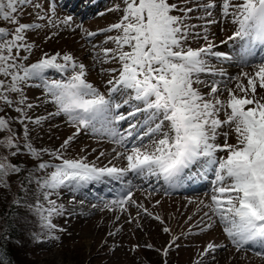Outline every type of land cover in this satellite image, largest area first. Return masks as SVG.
<instances>
[{"label":"snow or ice","instance_id":"obj_1","mask_svg":"<svg viewBox=\"0 0 264 264\" xmlns=\"http://www.w3.org/2000/svg\"><path fill=\"white\" fill-rule=\"evenodd\" d=\"M122 4V8L117 5L112 9L122 12L119 21L101 30L116 33L104 41L115 47L102 48L92 55L94 63L114 61L119 65L100 70L109 77L105 94L90 82V66L69 52L44 53L37 62L27 63L36 47L29 42L28 33L46 26L71 27L72 16L57 23L53 19L54 4L48 14H40L42 6L34 0H0V133L7 134L0 138V149L8 153H0V192H10L11 177L16 176L18 193H23L12 196L8 201L12 211H6L0 219L12 215L18 218V210L25 209L52 230V217L66 212L52 196L65 188L77 191L107 177L125 185L123 195L106 205L109 211L127 213L126 223L135 222L139 228L138 216L129 212L135 207L138 215L142 212L163 224L160 216L133 199L132 181H125V177L132 173L140 178H162L168 188L176 189L186 179L206 178L211 172L214 179L209 199L189 201L197 205L195 214L203 212L196 227L201 233L219 227L237 253L251 245L264 248V57L254 59L257 48L264 51V0H222L219 4L217 0H204L196 8L179 7L170 0H122ZM29 7L36 9V19L46 24L21 22ZM218 7L222 18L235 25L233 34L221 44L241 41L238 63L254 69L228 78L236 81L235 89L227 83L221 87L217 77H226L227 73L216 62H231L237 57L216 50L218 46L207 35V25L219 22L213 16ZM197 10L203 13L196 17L203 21L200 25L189 22ZM85 34L88 38L97 35L91 31ZM196 39L203 40L204 46L193 48L191 41ZM96 48L93 44L92 52ZM49 70L63 78L50 79L46 76ZM29 88L42 89L39 103L29 101ZM224 91L227 98L221 99ZM41 104H49L55 111L46 116L29 114ZM124 107L129 111L121 112ZM6 109L18 115L10 117ZM56 117L65 119L74 129L72 134L54 151L35 148L30 142L34 129L29 125L42 127ZM123 121L128 127L122 133L117 126ZM14 123L23 126L22 137L12 127ZM82 132L101 134L123 148L120 152L113 149L114 158L123 157L126 166L97 167L87 157L65 158L64 152ZM230 137H234V143L229 142ZM19 155L29 156L34 166L24 169L13 164L9 156ZM44 155L60 163L44 161ZM115 221H120V215ZM16 222L11 221L8 227ZM121 230L122 226L117 227L107 235L114 237ZM163 232L172 236L162 253L167 256L179 236H173L168 227ZM0 233V239L7 236L4 227H0ZM226 247L209 241L195 264H204L206 256L215 260L217 250ZM256 255L264 258V252ZM0 264L9 262L0 256Z\"/></svg>","mask_w":264,"mask_h":264},{"label":"rangeland","instance_id":"obj_2","mask_svg":"<svg viewBox=\"0 0 264 264\" xmlns=\"http://www.w3.org/2000/svg\"><path fill=\"white\" fill-rule=\"evenodd\" d=\"M68 0H34V3H39L43 11L40 14H48L50 5H55L54 20H59L72 16L71 27L60 25L58 28L46 26L36 32L28 33L30 43L34 42L36 47L33 49L27 63L37 62L44 53L53 55L57 52H69L77 57L80 61L90 66L89 80L96 85L102 92H106V80L109 78L107 73L101 74V68H117L118 63L111 62L103 65L94 63L92 55L100 53L102 48H114L112 43H104L108 35H116L115 32L106 33L101 30L107 29L111 24L119 21L122 12L112 9L119 5L123 7L122 0H98L99 5L91 4L94 0H83L78 3V8L72 10L73 1L71 0L67 6ZM171 3H176L179 7L196 8L197 3L204 0H170ZM217 3H222V0H217ZM84 12V13H83ZM37 10L34 8L25 9L22 21L23 23H41L46 24V21H38L36 19ZM83 13V14H82ZM84 14H87L84 16ZM180 14V13H177ZM203 13L200 10L194 11L191 16L193 19L189 21L200 25L203 21L196 19ZM213 16L219 21L216 24L207 25V35L216 45L222 46L221 41H226L227 38L235 31V25L230 20L226 21L222 18L220 8L218 7L213 12ZM211 19V18H209ZM203 33L202 29H197ZM86 31L97 33V35L88 38ZM53 33H59L53 35ZM51 36V39L46 37ZM231 41H228L229 43ZM97 45L95 52H92V45ZM205 42L200 39L191 41L193 48L204 46ZM223 49V48H220ZM240 49V48H239ZM224 50V49H223ZM221 50V51H223ZM235 48L234 51H237ZM228 51L225 48L224 52ZM239 51V50H238ZM234 54L237 59L232 62H216L217 67L229 70L226 77H217L221 80V87L227 83V86L235 89L236 81L229 80V77H236L241 71L253 72V68L244 66L238 63V52ZM91 53V54H90ZM23 55V53H22ZM102 55V53H101ZM258 57H264L259 55ZM256 58V59H257ZM66 75V74H65ZM50 79H62V75L49 70L46 73ZM245 84L246 81H243ZM205 92L208 89H204ZM29 101L39 103V98H43V91L39 88H29L26 90ZM221 99L227 98V92L224 91ZM135 103V102H133ZM55 111V108L49 104H41L39 108L34 109L29 114L35 116H46L48 112ZM121 112L129 111L128 107H124ZM7 115L16 117L18 114L12 109H6ZM3 114V113H0ZM144 114L141 113V116ZM223 118V116H222ZM12 127L15 129L18 136L23 135V126L14 123ZM30 129H34L30 136V142L35 148H46L54 151L59 148L68 136L74 131L63 117L45 122L42 127L29 125ZM118 129L123 133L128 127V122L123 121L118 126ZM6 133H0V138H3ZM223 143V138H220ZM230 143H234V137H230ZM131 143H129V148ZM124 151L123 148L111 142L110 138L101 134H93L91 132L81 133L75 141L70 145L67 151L64 152L65 158L79 159L87 157V161L95 163L97 167L116 166L125 167L126 161L123 157L115 159L116 152ZM0 153L7 155L4 149H0ZM100 153H104L103 156ZM218 155H223L219 153ZM13 164H19L24 169L32 168L35 161L27 155L9 156ZM44 161L54 164L60 161L54 160L53 157L44 155ZM111 161V164L109 163ZM50 171V170H49ZM26 174V173H25ZM43 175V173H38ZM163 181L162 178H159ZM126 180H131L133 187V199L139 204H143L154 215H158L164 221L161 224L158 220L149 217L142 212H137L135 207H131L129 212L131 216H138L140 227H136V223H126L129 218L128 214H120L119 212L109 211L106 205H110L111 201L118 199L123 195L125 188L120 191L117 196L110 199L109 202L102 204L97 201L98 196L96 188L93 186H101L103 183L110 185V178H103L101 181H95L87 184L85 187L72 191L67 188L61 190L58 195L52 196V199L57 204H62L66 209L64 215L53 216L52 224L55 228L49 230L42 226L38 217L32 216L25 209H19L20 216L17 218V225L21 226L23 235L18 239L15 245V252L20 260V264H195L200 259V253L209 241H214L217 244H224L226 248L217 250L215 260L211 257H204V264H264V258L257 256L249 248L246 251L237 253L235 248L227 241L219 227L205 233H201L196 227L197 221L203 216V212H197V205L189 203L192 201H200L209 199L210 192H200L195 195L171 194L165 191L162 182L154 187L155 184L150 182V177L140 178L132 173H129ZM157 181H159L157 179ZM13 187L10 192H0L1 200H10L14 194L18 193L17 185L19 179L16 176L11 177ZM121 184H124L121 181ZM107 185V186H108ZM109 187V186H108ZM159 187V188H157ZM117 190L118 187L116 186ZM121 188V187H119ZM156 188L157 191L151 190ZM166 192V193H165ZM151 193V194H150ZM98 197H103L99 195ZM202 198V199H201ZM160 201L156 206L155 202ZM207 211V209H204ZM81 213V214H80ZM195 214V215H194ZM116 215H120V221L116 222ZM192 217L191 220L188 218ZM122 226V230L114 237L108 236L109 231H115L117 227ZM203 226V225H202ZM168 227L172 230L173 236H179L176 245L168 249V255L164 256L163 250L169 244L172 236L163 232V228ZM53 237H56L55 239ZM38 238V239H37ZM106 241V243H105ZM151 245L152 247H146ZM135 249V250H133Z\"/></svg>","mask_w":264,"mask_h":264},{"label":"trees","instance_id":"obj_3","mask_svg":"<svg viewBox=\"0 0 264 264\" xmlns=\"http://www.w3.org/2000/svg\"><path fill=\"white\" fill-rule=\"evenodd\" d=\"M17 164H19V161ZM6 211H12L9 207L8 200L0 199V216H3ZM13 220L17 221V217L15 215L9 216L5 219H0V227H4L7 232V236L4 239H0V256H2L5 261L9 262V264H20V260L15 252L14 244L23 235V233H21V226L17 225V222L12 224L11 228L8 227V224ZM2 235L3 233H0V236Z\"/></svg>","mask_w":264,"mask_h":264},{"label":"bare ground","instance_id":"obj_4","mask_svg":"<svg viewBox=\"0 0 264 264\" xmlns=\"http://www.w3.org/2000/svg\"><path fill=\"white\" fill-rule=\"evenodd\" d=\"M82 1H83V0H74V1H73V8H75V7L78 8L79 6H76V4H78V3H82ZM68 2H69V0H68ZM68 2L66 3L67 6H68V4H69ZM86 3L88 4V0H87ZM97 5L100 6V4H97ZM86 15H87V14H84V16H86ZM226 73L228 74V71H226ZM211 188H212V185H211V187L209 188V190L207 189L206 192H211ZM201 199H202V198H201ZM80 214H81V213H80Z\"/></svg>","mask_w":264,"mask_h":264}]
</instances>
